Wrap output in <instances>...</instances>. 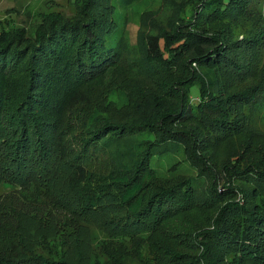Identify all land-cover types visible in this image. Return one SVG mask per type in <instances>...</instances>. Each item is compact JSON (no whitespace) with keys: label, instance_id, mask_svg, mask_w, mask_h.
Segmentation results:
<instances>
[{"label":"trees","instance_id":"1","mask_svg":"<svg viewBox=\"0 0 264 264\" xmlns=\"http://www.w3.org/2000/svg\"><path fill=\"white\" fill-rule=\"evenodd\" d=\"M137 1L80 0L30 41H1L0 264H264V138L247 144L243 166L219 167L208 146L252 130L244 108L264 94L259 0L183 7L206 26L172 32L185 54H164L167 35L143 31L128 61L116 15ZM186 54L197 65L175 78ZM165 55L168 71L155 61ZM121 63L163 77L169 102L157 97L145 118L130 110L153 82L123 86ZM101 154L113 167L104 188L88 168ZM155 156L170 160L167 174Z\"/></svg>","mask_w":264,"mask_h":264},{"label":"rangeland","instance_id":"2","mask_svg":"<svg viewBox=\"0 0 264 264\" xmlns=\"http://www.w3.org/2000/svg\"><path fill=\"white\" fill-rule=\"evenodd\" d=\"M79 1L80 0H0V44L2 43L1 41L5 43L9 42L10 44L17 38L20 39L21 42L30 41L33 38L35 29L41 23L47 22L51 15L61 14L66 16L75 14L78 9L77 3ZM197 1L199 0H138L128 8L120 9L116 18L121 21V23H125L123 34L128 45V51L132 54L127 57L128 61L139 57L138 39L141 38L143 31H146L147 34L157 33L163 34L164 36L167 35V46L169 49L165 50L164 54L169 55L172 51H177L179 58L182 54H185L183 46L173 43L172 37L175 38L176 27L183 22L187 23L186 25H182L184 29L187 26L191 29H204L206 27L199 22H195V20L199 18L188 16L182 11L183 7L193 6ZM257 1L258 0H256L255 3ZM257 4L264 15V0H259ZM195 15L198 14L195 13ZM191 20L193 21L190 22ZM199 21H201V19H199ZM172 32L174 35H171ZM13 35L14 38L11 39ZM166 55L163 59L155 61L157 63L168 64V68L165 69L168 71L173 65L171 63L172 61L166 58ZM182 59L187 61V54L184 55ZM192 63L193 66L197 65L196 62L189 59L187 65L180 68L175 78L181 77L187 71L189 64ZM259 65L264 66V51ZM118 69L128 75L126 77H120L123 86L130 83V78L136 84H151L153 82L152 88L149 89L143 97L140 96L138 89L135 91V100L138 104L130 110H134L142 115L141 118H145L149 115L151 107L153 106V101L157 97H159L158 101L161 104L169 102V96L164 93V79L160 75L155 76L153 79L151 74L129 69L126 64L122 63ZM198 91V84H196L192 88L194 99H197ZM98 92L99 91L95 90L94 93ZM244 111L248 115V117L244 119V121H246V127L252 129L249 133L251 134L253 132V136L248 137L249 133H244L232 137V134L230 137L218 141H208V146L212 149L211 153L215 155L214 159L218 161L219 167L224 166L222 160L226 162L236 161L234 165L243 166L248 157L246 150L247 144L250 143L255 147L264 138V94L257 95L254 99V104L247 105ZM241 119L237 120L238 125H240ZM151 135H153V133L146 131L141 135V138ZM183 157L184 154L181 150L175 153L171 161H177ZM109 161L108 154L93 155L88 160V168L95 176V183L98 184L100 188H104L102 184L104 175L113 171V167L110 165ZM169 162V159L159 158L157 156L153 159V164L162 175L169 172ZM109 187H112V183H110ZM94 234L103 237L99 231H94Z\"/></svg>","mask_w":264,"mask_h":264}]
</instances>
